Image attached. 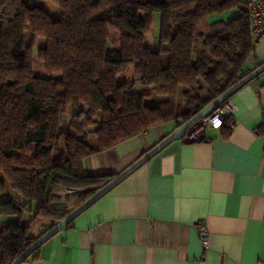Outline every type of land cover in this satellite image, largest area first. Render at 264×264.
<instances>
[{"label":"trees","instance_id":"trees-1","mask_svg":"<svg viewBox=\"0 0 264 264\" xmlns=\"http://www.w3.org/2000/svg\"><path fill=\"white\" fill-rule=\"evenodd\" d=\"M156 14L152 50L145 35ZM255 44L247 0H0V264L36 241L35 221L52 228L114 178L87 173V158L187 122L250 73ZM130 66L137 79L119 82ZM233 122L227 115L218 129Z\"/></svg>","mask_w":264,"mask_h":264},{"label":"crops","instance_id":"crops-1","mask_svg":"<svg viewBox=\"0 0 264 264\" xmlns=\"http://www.w3.org/2000/svg\"><path fill=\"white\" fill-rule=\"evenodd\" d=\"M47 4L59 18V7ZM263 64L264 36L247 67ZM231 101L227 134V127H209L204 141L171 142L22 264H264V72ZM177 127L169 122L96 153L85 171L116 177ZM200 220L211 232L209 249ZM49 227L37 220L31 235L38 239Z\"/></svg>","mask_w":264,"mask_h":264},{"label":"water","instance_id":"water-1","mask_svg":"<svg viewBox=\"0 0 264 264\" xmlns=\"http://www.w3.org/2000/svg\"><path fill=\"white\" fill-rule=\"evenodd\" d=\"M262 72H264V64L254 71L247 74L241 81L227 90L225 93L214 99L210 102L205 108H203L199 113L189 119L187 122L178 126L170 135L165 137L162 141H160L157 145H155L152 149H150L147 153L141 156L137 161L131 164L127 169H125L122 173L114 177L108 184H106L103 188L97 191L91 198L78 206L75 210H73L67 217L63 220L59 221L52 228H50L46 233L40 236L36 241L28 247L12 264H22L35 250L40 248L46 241L55 236L58 232L64 229L68 224L74 221L80 214L85 212L89 207L95 204L98 200H100L103 196L113 190L118 184L128 178L133 172H135L138 168L148 162L153 156L159 153L162 149L168 146L171 142L179 139H183L186 137L187 131L190 130L194 125H196L202 118L208 116L213 111L217 110L221 103L230 99L234 93H236L239 89H241L244 85L248 84L254 78L259 76Z\"/></svg>","mask_w":264,"mask_h":264},{"label":"built area","instance_id":"built-area-1","mask_svg":"<svg viewBox=\"0 0 264 264\" xmlns=\"http://www.w3.org/2000/svg\"><path fill=\"white\" fill-rule=\"evenodd\" d=\"M249 11L252 18V36L255 43L260 41L264 36V4L261 0H247ZM235 105L231 98L222 102L220 107L208 116L202 118L196 125L187 131L185 139L196 141L202 138V134L207 128L218 129L223 125L224 117L233 114ZM197 229L200 241L205 249L211 245V232L204 220L197 222Z\"/></svg>","mask_w":264,"mask_h":264},{"label":"rangeland","instance_id":"rangeland-1","mask_svg":"<svg viewBox=\"0 0 264 264\" xmlns=\"http://www.w3.org/2000/svg\"><path fill=\"white\" fill-rule=\"evenodd\" d=\"M47 5H48V7L56 6L51 1H48ZM232 15H233L232 12H226L223 15L214 16L213 20L216 18H221V17L224 19H229ZM159 29H160V15L156 14L155 15V21H154V24H153L150 32H148L145 35V44L148 45L152 50H159V48H160V44L158 41ZM113 34L115 35L116 33H113ZM163 64H164V66H166L168 64V56L167 55L163 56ZM33 65H34V69H35L37 74H40L42 76H47L45 64L39 60L37 55L33 58ZM131 79H137V74H136L133 66H130L126 72L120 74L119 78H118L119 82L131 80ZM82 107L84 109H86V107L84 105H82ZM76 111L77 110L74 108L70 109V112L67 113L63 118L64 124H67L70 121L73 113ZM95 120H97V118H95ZM95 127L96 126L86 127L85 131L90 132L91 130L95 129ZM1 180H5L4 174L2 172H0V182H1ZM74 200L75 199L73 198V200L69 203V206L73 205Z\"/></svg>","mask_w":264,"mask_h":264}]
</instances>
